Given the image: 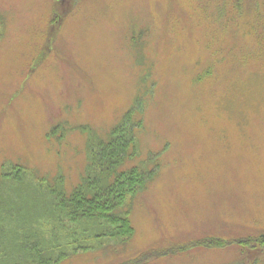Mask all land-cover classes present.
<instances>
[{"label": "rangeland", "instance_id": "374dc122", "mask_svg": "<svg viewBox=\"0 0 264 264\" xmlns=\"http://www.w3.org/2000/svg\"><path fill=\"white\" fill-rule=\"evenodd\" d=\"M137 104L134 236L58 264H264V0H0V186L71 193Z\"/></svg>", "mask_w": 264, "mask_h": 264}, {"label": "trees", "instance_id": "16d2710c", "mask_svg": "<svg viewBox=\"0 0 264 264\" xmlns=\"http://www.w3.org/2000/svg\"><path fill=\"white\" fill-rule=\"evenodd\" d=\"M138 106L125 114L108 142L101 141L97 149L90 146L87 170L71 193L58 192L61 183L48 189L41 186L44 181L34 185L12 177L0 186V264H58L69 250L78 254L93 249L92 240L106 237L123 245L130 241L134 227L126 204L147 188L156 172L128 167L139 150L137 132L142 122L137 119ZM4 191L12 194L10 200L18 202L16 198L21 197L18 212L9 211L12 205L3 198ZM23 194L33 195L24 198ZM11 230L16 231L17 242L9 241ZM47 232L52 233L48 239ZM258 242L264 245V235ZM224 243L228 244L219 240L209 247L220 248Z\"/></svg>", "mask_w": 264, "mask_h": 264}]
</instances>
